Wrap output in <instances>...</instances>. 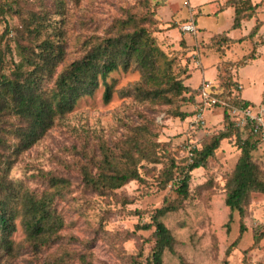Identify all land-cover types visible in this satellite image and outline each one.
Returning <instances> with one entry per match:
<instances>
[{
    "label": "rangeland",
    "instance_id": "rangeland-1",
    "mask_svg": "<svg viewBox=\"0 0 264 264\" xmlns=\"http://www.w3.org/2000/svg\"><path fill=\"white\" fill-rule=\"evenodd\" d=\"M224 1L0 0L6 11L0 16V35L7 27L11 39L8 48L2 45L4 72L9 74L16 62V28L29 10L38 11L40 5L49 7L51 22L65 42L64 60L56 73L107 36V28L126 11L137 17L151 13L155 45L171 62L176 77H186L185 83L196 87L194 94L202 80L215 85L220 74L240 85L239 95L253 109L264 108V38L253 34L237 42L251 31L253 19L261 22L264 35V0H252L255 17L236 30L231 28L232 9L223 7ZM57 2L63 7L58 9ZM10 6L15 9L10 11ZM191 18L197 27L195 35L180 29ZM217 34L236 41L217 46ZM220 47L221 52L217 51ZM196 58L201 68L195 67ZM53 79L47 80L48 87L53 86ZM140 81V72L133 66L109 73L104 82L99 79L91 95L81 97L70 112L56 118L30 149L11 156L8 166L0 157L5 183L20 193L54 198V211L63 224L54 241L34 247L17 217L9 236L17 251L10 258H0V264H148L154 227L144 230L142 226L151 224V216L166 200H175L174 184L196 150L212 136L229 130L232 135L220 141L204 168L191 173L188 196L180 209L163 218L176 242L174 252L165 253L163 262L264 264V194H251L242 219L243 233L238 219L227 226L224 205L226 180L240 157V143L248 139L255 144L252 159L264 177V142H254L245 131L236 133L223 118L222 107L198 108L196 96L183 95L170 105L122 96V90ZM106 85L111 89L108 103L102 99ZM226 102L231 103L229 98ZM199 110L204 125L196 122ZM176 111L189 116L180 120L174 116ZM10 123L14 119L6 121ZM12 150L10 141L0 146L1 155ZM121 169L135 170L139 178L113 190H96L84 183L85 172L97 178ZM62 179L66 183L61 184ZM15 205L21 207L18 200Z\"/></svg>",
    "mask_w": 264,
    "mask_h": 264
},
{
    "label": "trees",
    "instance_id": "trees-1",
    "mask_svg": "<svg viewBox=\"0 0 264 264\" xmlns=\"http://www.w3.org/2000/svg\"><path fill=\"white\" fill-rule=\"evenodd\" d=\"M57 8L63 7L57 2ZM223 7L231 8L233 19L231 28L239 29L244 21L255 17V5L252 0H225ZM147 9V4L145 5ZM14 6H10L13 11ZM49 7L40 5L38 11L29 10L22 19L20 28H16L14 36V51L16 62L13 63L9 74L4 72L2 45L8 48L10 31L4 28L0 35V146L10 141L13 150L9 154L1 155L3 165H9L13 155H19L30 149L53 126L56 118L70 112L78 99L91 95L98 87L99 79L103 82L109 73L121 68L124 71L132 66L141 75V81L128 90H122V96L134 95L139 101H148L161 105H170L183 95L188 99L196 96V91L185 85L188 79L178 78L173 73L171 62L155 45L150 28L155 25L152 14L137 17L135 13L127 12L123 18L115 19L107 28L108 35L89 47L84 55L68 65L59 73L56 70L64 60L63 35L54 26L49 17ZM6 13L4 6H0V16ZM58 12H56L57 14ZM251 31L245 37L254 36L258 39L261 22L255 20ZM256 32V33H255ZM216 35L217 46L221 42L234 43L236 40L228 36ZM256 42L254 41V44ZM264 43V42H263ZM219 52L223 49L218 48ZM254 59L251 56L250 60ZM224 72V71H223ZM53 79V86L48 87L47 80ZM226 76H217V83L213 90L215 96L235 105L250 106V103L236 94L238 83ZM224 84V85H223ZM224 92H218L220 87ZM238 100H237V96ZM111 98L110 86L106 85L102 99L108 103ZM174 116L184 120L189 115L176 111ZM223 118L228 120L226 112ZM14 119V124H6ZM19 122V123H18ZM18 123V124H17ZM229 125L235 132H247L255 141L264 142L257 134L245 129L239 130ZM232 135V131L219 132L205 142L191 163L187 162L180 171V178L175 185V200L165 201L151 216V224L142 226L147 230L154 227V246L148 256V264H164L165 253H173L175 239L163 222V218L180 209L182 202L187 199L190 175L194 170L204 168L207 160L214 155L221 140ZM8 138V139H7ZM240 157L226 180L224 205L228 209V223L239 222V231L245 228L242 219L251 194H264V177L257 164L252 159L255 144L248 139L239 145ZM135 170L121 169L111 174L101 173L97 178L84 173V183L96 190L102 188L113 190L120 188L130 180L138 179ZM66 183L63 179L61 184ZM21 207L16 208V202ZM21 218V224L26 239L32 246H47L56 239V233L62 228V220L54 211V198L49 195L36 197L35 195L16 191L13 186L6 184L0 175V258L12 257L17 250L13 247L9 236L14 231V222ZM59 264V263H58Z\"/></svg>",
    "mask_w": 264,
    "mask_h": 264
},
{
    "label": "built area",
    "instance_id": "built-area-1",
    "mask_svg": "<svg viewBox=\"0 0 264 264\" xmlns=\"http://www.w3.org/2000/svg\"><path fill=\"white\" fill-rule=\"evenodd\" d=\"M180 29L185 34L195 35L197 33V27L192 18L189 21L182 23ZM194 65L197 68H201V62L198 58L194 60ZM213 87V82L208 80H202V82L199 84L196 94L198 108L202 107L204 110L220 106L225 109V112L228 116V121L234 128L239 130L248 129L264 140V108L259 107L258 109H253L251 106L245 107L242 105L227 103L226 101L215 96ZM240 90L241 87L238 84L237 91L235 93L239 95L238 92ZM195 119L197 123L204 125L205 121L202 110L198 111Z\"/></svg>",
    "mask_w": 264,
    "mask_h": 264
},
{
    "label": "crops",
    "instance_id": "crops-1",
    "mask_svg": "<svg viewBox=\"0 0 264 264\" xmlns=\"http://www.w3.org/2000/svg\"><path fill=\"white\" fill-rule=\"evenodd\" d=\"M222 4H223V3H222ZM227 8H229V7H227ZM253 20H254V22H255V19H253ZM260 29H261V28H260ZM259 34H260V35H263V34L260 33V31H259ZM242 37H244V36H242ZM229 38H231V37H229ZM240 38H241V37H240ZM231 39H232V38H231ZM238 39H239V38H238ZM202 79H204L203 76H201V78H200L199 81L201 82ZM199 81H198V82H199ZM185 82H186V81H185ZM185 85H187V84L185 83ZM187 86H188V85H187ZM189 87H190V86H189ZM191 88H192V87H191ZM194 88H196V87H194ZM194 88H192V89H194Z\"/></svg>",
    "mask_w": 264,
    "mask_h": 264
}]
</instances>
